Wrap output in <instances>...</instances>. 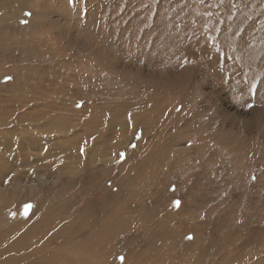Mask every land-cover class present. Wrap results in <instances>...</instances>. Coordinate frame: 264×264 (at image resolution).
Listing matches in <instances>:
<instances>
[{"label":"rangeland","instance_id":"374dc122","mask_svg":"<svg viewBox=\"0 0 264 264\" xmlns=\"http://www.w3.org/2000/svg\"><path fill=\"white\" fill-rule=\"evenodd\" d=\"M6 8L0 244L20 252L0 262L60 264L80 241L78 264H264V106L252 118L231 104L264 89V0H0V19ZM214 110L245 117L241 138ZM125 188L148 224L115 231L119 198L84 217Z\"/></svg>","mask_w":264,"mask_h":264},{"label":"bare ground","instance_id":"6f19581e","mask_svg":"<svg viewBox=\"0 0 264 264\" xmlns=\"http://www.w3.org/2000/svg\"><path fill=\"white\" fill-rule=\"evenodd\" d=\"M3 3H7V5L10 3V2H8V1H2L1 2V4H3ZM6 5V4H5ZM4 9H5V7H4ZM7 9V8H6ZM10 9V8H9ZM11 10V9H10ZM10 10H8L7 9V15L6 16H4L3 15V17L0 19V21H7V19H8V17L10 16H8V12L10 11ZM33 11V10H32ZM34 12V11H33ZM12 14H13V11H12ZM33 20V19H32ZM32 22V21H31ZM32 24H33V22H32ZM31 24V25H32ZM34 25V24H33ZM3 26V31H4V25H2ZM7 27H9V26H7ZM36 27V26H35ZM3 41H5L4 39H1L0 38V42L2 43ZM13 43V42H12ZM9 48H6V50H8ZM5 50V51H6ZM7 55H11V50L7 53ZM52 55V54H51ZM25 60V59H24ZM17 76H19V75H17ZM257 84V83H256ZM233 85V84H232ZM234 85L232 86V91H234ZM231 91V92H232ZM233 93V92H232ZM142 99V98H141ZM237 100H239V99H233L232 97H231V104L233 105V106H237L238 107V109L239 110H247V111H250V113H252V118H254V116H255V114L256 113H261L262 111H260L261 109H258L259 108V106L260 107H262V105L261 104H263V106H264V89H263V92H262V94H260V96L258 97V100H256V103L253 105V107H249V105H247V102H244L243 104H241V103H238V101ZM241 100V99H240ZM239 100V101H240ZM38 103V102H37ZM141 104V103H140ZM240 105H242V107L240 106ZM247 105V106H246ZM152 106V105H151ZM209 106V105H208ZM138 107V106H137ZM138 108H141V107H138ZM144 108V107H143ZM148 108V107H147ZM147 108H144V110H143V112H142V114L144 113V111H146V113H144L143 115H142V121H143V123H146V120H149V109H147ZM152 108V107H151ZM249 109V110H248ZM251 109V110H250ZM204 110V109H203ZM212 111V110H211ZM4 113V112H3ZM239 113V112H238ZM211 114H215V122H217V124H219V123H221V125L223 126L224 125V120H226V122L228 123V124H230L231 123V119H232V122L233 123H235V125L238 127V129L240 130V132L238 133V134H236L235 135V137L236 138H241L240 137V134H241V130L242 129H245L246 127H247V125H246V120H244L245 119V117H244V119L242 120V122L239 120H235V117H237V116H234V114L232 115H227V114H222L221 112H219V111H215L214 110V112H212ZM242 114V113H241ZM15 117V116H14ZM7 118V119H6ZM4 119H6V123L8 122V121H10L11 120V116H9V115H6V117H2L0 120H4ZM14 120H15V128H18V127H20V126H17V122H19V123H22V119H20L19 120V116H17V118L15 117V118H13ZM210 119V118H209ZM248 119V118H247ZM13 120V121H14ZM36 120H38V119H36ZM206 120V119H205ZM5 121V120H4ZM250 121V120H249ZM248 125H250L249 123H247ZM234 125V124H233ZM257 125V127H254V129H256V130H258V128H259V123L258 124H256ZM14 128V129H15ZM213 128L215 129V131H216V128L213 126ZM231 128H233V127H231ZM19 129V128H18ZM26 130V129H25ZM217 130H224V126L220 129H217ZM14 131H16V130H14ZM228 131H231V129H227V131L226 132H228ZM216 133H217V131H216ZM13 134V133H12ZM36 134H37V132H36ZM1 135V138L2 139H4L5 137H10V133H2V134H0ZM32 135H34V134H32ZM22 136V135H21ZM232 136V135H231ZM219 137V136H218ZM221 137V136H220ZM249 139V138H248ZM247 139V140H248ZM23 140V139H22ZM252 142H253V140H252ZM227 145H229V144H226V145H224V146H227ZM223 149V148H222ZM225 149H227V148H225L224 147V150ZM241 150V148L239 147V145H235L234 146V149H232V151L231 152H233L234 154H236V152H238V151H240ZM206 157V156H205ZM255 158H256V160L254 161V163H253V165L254 166H257L258 164H259V162L261 161L259 158H257L256 156H255ZM149 159V158H148ZM162 160H163V158H161ZM235 159V158H234ZM18 161V160H17ZM164 161V160H163ZM41 165V164H40ZM144 164H143V162L142 163H140V164H138V166L139 167H142ZM67 166V165H66ZM154 168H157V166H155ZM253 168V167H252ZM51 170H55V167H53V168H50ZM150 172H154L153 170H151V169H149L148 170V166H147V168L146 167H142L141 168V170H140V174H139V177L138 178H140V180L143 182V179L142 178H144L145 176H146V173H150ZM260 172V171H259ZM135 173H136V168L134 167V171H132L131 172V176H132V179L134 180L135 179ZM128 180H130V179H128ZM122 185H126V184H122ZM132 185V184H131ZM130 187V186H129ZM122 189V188H121ZM26 190V189H25ZM24 190V191H25ZM8 191V190H7ZM6 191V192H7ZM122 191V190H121ZM123 191H125L126 193L125 194H118L116 197H109L107 200H106V202L104 203V205L103 206H101V207H92L93 208V210H92V212L91 213H89V214H86V215H84V217H87L88 218V220L89 221H92V217L94 216V211L97 209V211H96V215H95V218L96 217H99V215H100V213L99 212H101V214H106V212H107V209H108V207L110 206L111 207V204H112V200H116L117 198H119V203H118V205H117V210L116 211H112V217L111 218H114L113 220H111V223H115V226H114V230L115 231H120L121 229L120 228H126L127 226H128V224H130L131 226H132V223L136 226V225H140L141 224V226L143 225V224H145V223H149L151 220H150V218H152V220H153V217H152V215L150 214V210L148 211V210H146L145 208H144V206H142V204L144 203L143 201H144V197L142 198V195H136L135 193H132V192H129L128 193V191L126 190V188L123 190ZM36 192V191H35ZM37 193V192H36ZM32 194H34V193H32ZM133 194V195H132ZM15 195H17V194H15ZM26 195H27V193H26ZM132 195V196H131ZM145 196V195H144ZM59 197V196H58ZM60 198V197H59ZM28 199V197L26 198V201H28L27 200ZM138 199H142V202H140V201H136V200H138ZM126 201H127V203H126ZM126 204H125V203ZM135 202V203H134ZM2 203V202H1ZM142 203V204H141ZM61 206H62V204H61ZM132 206H134L135 207V209L133 210L132 208ZM140 206H141V209H140ZM115 207V206H114ZM137 207V208H136ZM43 208V207H42ZM47 208V207H46ZM39 210V209H38ZM140 210V211H139ZM51 211V210H50ZM61 211V210H60ZM262 211V210H261ZM135 212H138V213H135ZM108 213H109V211H108ZM43 217H45V216H43ZM57 218V217H56ZM131 218H133V219H131ZM258 218V217H257ZM47 219H49V217H47L46 218V220ZM250 219V218H249ZM45 220V222H47ZM156 220V219H155ZM254 220V219H253ZM249 221V220H248ZM43 222H44V220H43ZM154 223V222H153ZM152 223V224H153ZM164 223V222H163ZM40 224V223H39ZM154 224H156L158 227H160V228H163V224H162V221L161 222H158V223H154ZM49 225V224H48ZM60 225V224H59ZM32 226V225H31ZM154 226V225H153ZM167 226V225H166ZM143 227H145V226H143ZM147 227H150V225H148ZM155 227V226H154ZM64 228V227H63ZM138 228V227H137ZM151 228V227H150ZM34 229V228H33ZM83 229V228H82ZM146 229V228H145ZM155 229H156V227H155ZM32 231V230H31ZM37 231V230H36ZM145 231V230H144ZM64 232V231H63ZM106 232V231H105ZM143 232V231H142ZM138 233V232H137ZM141 233V232H140ZM166 233V232H165ZM165 233H159V236L161 237L159 240H158V242L156 243L157 244V246H158V251L156 252V254H157V258L160 260V261H165V260H167L169 257H173L172 256V254L174 253H171L170 252V250H168L167 249V245H166V243L169 241V240H167L168 238H167V235L165 234ZM101 234H103V231H99V233H97V234H94L93 236H97V235H101ZM90 241V240H89ZM198 241H200L199 239H194L192 242H191V244H189L187 247H185V250H184V256H187V255H192L191 254V252H192V250L193 249H195V245H197V242ZM88 242V241H87ZM138 242H139V239H138ZM142 242V241H141ZM147 243V242H146ZM142 244V243H141ZM195 244V245H194ZM66 245V244H65ZM137 245V244H136ZM16 246L14 245V244H9V245H5V247H4V249H6L5 251L6 252H8V253H10V254H17L18 252H20V250L18 249V248H15ZM0 258H4V259H6L5 258V256H7L6 255V252L3 250V244H2V242H1V244H0ZM67 250L66 251H68V247H65ZM87 246L85 245V244H83V243H81L80 241H77L74 245H73V254H74V256L76 255V257L77 258H73L74 256H69L68 258H63V256H61V258H62V261L60 262V264H78V257L79 256H85V251L87 250ZM76 249H77V251H76ZM74 252H76V254L74 253ZM167 253H169V255L170 256H168L167 255ZM26 255V254H25ZM164 255L166 256V257H164ZM13 260V258L11 257V258H8L7 260H1V262H0V264H9L11 261ZM21 260V259H20ZM40 261H42L43 259H39ZM33 262V261H32ZM33 263H35V264H40V263H37V262H33ZM17 264V263H16ZM21 264V263H20ZM23 264V263H22ZM24 264H25V262H24Z\"/></svg>","mask_w":264,"mask_h":264},{"label":"crops","instance_id":"0c3cea01","mask_svg":"<svg viewBox=\"0 0 264 264\" xmlns=\"http://www.w3.org/2000/svg\"><path fill=\"white\" fill-rule=\"evenodd\" d=\"M11 199V198H10Z\"/></svg>","mask_w":264,"mask_h":264}]
</instances>
